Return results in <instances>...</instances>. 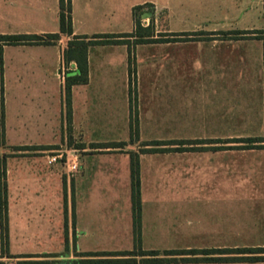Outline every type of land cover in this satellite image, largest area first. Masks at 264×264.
<instances>
[{"label":"crops","instance_id":"0c3cea01","mask_svg":"<svg viewBox=\"0 0 264 264\" xmlns=\"http://www.w3.org/2000/svg\"><path fill=\"white\" fill-rule=\"evenodd\" d=\"M120 3V0H71L73 34L91 36L98 33L132 32L135 27L132 13L134 6L149 4L142 10L143 13L151 12L149 17L152 26L158 22L160 12L170 7L169 1L163 5H160L159 0L131 1L123 8V11L126 9L129 13L125 19L121 18ZM246 4L244 12L241 8L242 11L238 10L236 15L244 20L259 17L260 13L264 16V0H251L249 5L248 1ZM48 13L51 15L50 20ZM142 14L140 18H143ZM53 18H56L58 27L48 26L52 24ZM0 19L3 21L0 34L42 35L58 32L59 0H0ZM256 26L245 24L226 30L217 27H152L150 37L165 38L166 41L136 43L133 49L136 56L134 70L142 84L149 79L147 82L150 85L146 92L149 91L152 99L161 98V103L157 101L156 105L165 109V112H155L153 104L144 117L137 107L131 111L133 104L128 86L130 65L127 44L91 45L87 53L88 81L71 87L69 130L79 169L70 177L64 173L62 163L48 164L42 155L50 147L58 146L62 141V131L67 129L65 71L76 70L75 62H70L66 67L63 60L69 36L60 33V38L48 45L0 44L4 105V144L0 148L20 153L7 155L4 159L0 155V168L3 171L0 178V201L5 200L6 210L4 231L1 228L0 203V243L3 240L11 243L15 239L23 243L54 242L60 244V247L19 255H37L39 264H76L74 260L86 258L78 254L98 251L84 245L97 236L134 242L130 154L124 147L125 134L132 128L142 130L146 124L155 130L161 126L167 131L183 132L197 125L198 130L215 132L212 136L220 134L224 129L264 130V38H255V33H242L237 38L223 36V31L227 30L260 29ZM261 28L264 30V27ZM191 45H196L200 51L207 47L211 49L220 46V49L213 55L198 54L197 61L192 57ZM246 48L247 59L239 60L243 65L236 76L241 80L246 76L247 81L234 84L232 88L225 86L229 80L225 75L231 74L224 67L229 65L227 56L231 51L237 49L242 52ZM249 48L253 51L251 57ZM142 52L150 53L143 55ZM198 64L203 67L202 82L214 79L220 84L217 85L220 94L213 107H197L192 104V100H203L201 94L193 96L190 90L193 68ZM63 67L65 71H62ZM142 86L138 87L137 101L143 99ZM228 89L233 94L228 95ZM48 130L51 132L49 137ZM20 132H26L25 142L15 141ZM212 136L196 139L209 140L200 144L215 148L197 151L190 149L189 142L193 138L188 136L149 140L150 144L142 147L150 150L130 149V152H136L139 156L141 244L146 239L173 243L166 247L142 249L163 251L191 248L185 245L191 240L188 238L190 228L185 226H190L191 209L184 202L189 199L192 189L179 185L187 174L185 165H189L191 153H205L214 159L218 156L228 157L232 161L239 159L240 150L221 148L223 145H218V139L222 138ZM245 137H264V133L228 139ZM133 143L137 144V141L134 140L130 146ZM235 143L238 145L244 142L227 141L226 146L232 147ZM255 144L264 146V141ZM18 146L27 148L15 149ZM241 151L248 155L246 169L241 171L242 174L238 169L219 171L220 184L215 187V192L222 193V180L228 178H231V187L227 191L235 195L240 194L239 191L252 192L254 187H240L239 179L240 175H246L244 178L252 181L257 172L264 185V147ZM255 156L262 159L258 162L260 170H255ZM159 158L167 161L166 172L161 173L156 165L154 160ZM145 167L149 170H145ZM164 177L165 182L161 180ZM216 233L215 239L208 238L204 242H234L233 237L238 236V227L236 225L228 229L221 222ZM202 248L229 247H198ZM239 263L247 262L214 264Z\"/></svg>","mask_w":264,"mask_h":264},{"label":"rangeland","instance_id":"374dc122","mask_svg":"<svg viewBox=\"0 0 264 264\" xmlns=\"http://www.w3.org/2000/svg\"><path fill=\"white\" fill-rule=\"evenodd\" d=\"M121 3V18H128V11L123 8L126 4L130 3L131 1L135 0H120ZM170 2L169 9H163L159 14L158 22L153 24V28L158 27L160 29H164L166 27L172 29H193V28H202V29H211L214 27L221 28V29H228L241 27L245 24H253L259 26L260 29H255V38H264V30L261 27H264V16L260 13L259 17H255L254 19H247L244 20L243 17L240 15H236V12L243 8L242 13L244 12V8L247 7L246 2L248 1V5L251 0H159L163 5L164 3ZM257 1V0H256ZM122 2H125V5H122ZM261 7V6H260ZM241 14V13H240ZM257 15V14H256ZM47 17L49 20L51 19V15L48 13ZM54 19V18H53ZM141 24L143 26H147L150 24V17L140 18ZM128 20V19H127ZM59 21V20H58ZM128 24V23H127ZM56 25V26H55ZM56 18L53 20L52 24H49V27H58L57 26ZM256 26V27H257ZM3 27V21L0 19V28ZM151 27V28H152ZM195 28V29H196ZM224 37H231L237 38L234 35H227L223 33ZM128 43L127 46L128 50V58H129V65H130V75H129V93L130 98L132 101V110L135 111L136 107L144 114L149 112L151 107L155 108V112L159 114L165 112V109L157 107L156 103H161V98H153L151 97L149 91L146 92L147 86L150 84L147 82L149 79L144 80L143 84L139 82L137 78V74L134 70V66L136 65V56L134 46V39L133 38H125ZM191 52L192 57L196 58L198 61V57L200 54L212 55L219 51L220 46L217 48L209 47L204 48L202 51L197 50L196 45H191ZM260 51H262V46L260 47ZM253 52L249 48V56ZM143 55L145 53L150 52H142ZM160 53V52H159ZM226 53V52H224ZM247 48L241 52L237 49L234 52L231 51L227 56V67L231 74H227L229 80L228 83H225V86L241 84L240 82H246L247 77L245 76L242 80L240 77L236 76L238 71L242 67V63L239 60L247 59ZM256 53V51H255ZM199 54V55H198ZM241 57V58H240ZM251 57V56H250ZM254 57V54H253ZM214 59V58H213ZM251 60V59H249ZM203 68L200 67V64L193 68L194 73L192 74L191 78V94L194 96L196 93L201 94L203 100H192V104L196 105L197 107L201 106H210L213 107L215 105L216 97L220 94V90L217 89V85H220L214 79L211 82H202L201 77L203 74ZM214 68L212 67V70ZM244 69L246 70V66L244 65ZM65 71L64 69H62ZM252 69L249 67V71ZM225 71V69H224ZM241 74V72H240ZM238 77V79H237ZM206 78V77H204ZM235 81H238L234 83ZM151 83V82H150ZM140 85H143V99H139L137 101V90ZM230 95L232 90H226ZM254 93V89L252 90ZM177 93V92H176ZM226 92H224V95ZM255 98V95H254ZM159 106V105H158ZM161 112V113H160ZM194 112V111H193ZM148 114V113H147ZM132 112V116H133ZM250 126V125H248ZM49 127V125H48ZM197 125H192V129L188 132L183 131H167L161 126L158 129L150 128L149 125H143L142 130L132 128L128 130L127 134H125V145L124 147L127 148V153L129 154L131 148H136L138 150H150L145 149L142 145L150 144L149 140L152 139H161L167 140L168 138L178 137V136H188L190 138H195V140H190V149L191 150H201V149H208V148H215V147H208L203 146L198 142L196 138H209L214 135L215 132L211 131H204L198 130ZM263 130V129H262ZM223 130L222 132L217 133V135L212 137H219L222 139H218V145H223L221 148H235L240 150L239 159L238 160H231L228 157H220L214 159V157H209L205 153L201 152H192L191 153V160L189 165H185L187 169H185V178L181 181L179 185L189 186L191 187L192 191L189 196L187 202H184L185 205L190 207V226L186 227L190 228V237H188L190 242L185 245H190L191 248H198V247H229V248H236V247H260L264 246V185H262V178L257 172V176L254 180L250 181L249 179L244 178L246 175H240L239 179V186L240 187H254L252 192L242 193L235 195L233 192H229L231 187V178L223 179L222 180V187L224 190L222 193L215 192V187L220 184V179L218 176L219 171L225 170H237L242 174L241 171L246 169L248 155L247 153H243L241 150H247L248 148L244 147L246 143H239L238 145H232V147L226 146V142L229 141V137H239V136H254L263 134L264 130ZM19 138L15 141H23L25 142L27 139L26 132H20ZM63 134L64 137L63 138ZM48 137L51 135V132L47 131ZM70 130L66 129L62 131V141L59 142L58 146L51 149H60L63 152H68L69 157L76 155V150H72V143L70 139ZM137 141V144H131L133 141ZM209 141V140H208ZM208 141H205L207 143ZM220 142V143H219ZM152 144V143H151ZM200 144V145H199ZM76 145V144H75ZM153 149V148H152ZM155 150V149H154ZM49 152L40 153L46 157ZM18 155L20 153L13 152L12 149L0 148V155ZM256 154V153H255ZM255 170H260L259 165L261 162V158L259 156H255ZM223 159V160H222ZM156 165L161 170V173L166 172V163L165 159L159 158V160H154ZM58 163H62L63 161H59ZM148 165H151L148 163ZM64 166V173H65V165ZM221 167V169H220ZM145 170H149V168L145 167ZM262 170V169H261ZM70 177V176H69ZM160 178V177H159ZM163 182H165L166 178H161ZM153 183V182H152ZM227 188V189H225ZM227 193V194H226ZM48 202V199H47ZM224 223V227L230 229L231 227L235 228L236 225L238 227V236L233 237L235 240L234 242H204L205 239L213 238L215 239V235L217 234V230L220 227V224ZM17 240V239H15ZM11 243H6L3 240L0 243V260L4 261V264H20L22 260H39L37 256L34 257H19V254H24L32 251H41L45 248H59L60 244L51 242H18L15 241ZM152 241V242H151ZM5 243V244H4ZM87 247H90L92 250L98 251H112L118 249L117 251H121L124 249H134L135 245L134 242L131 240H111L106 238L105 236H97L95 239L89 240L86 244ZM170 242L162 243V242H153L151 239H146L142 244H140L141 248H149V247H157L160 248L162 246H171ZM175 245V244H174ZM179 245V244H178ZM120 249V250H119ZM188 264H214V263H188ZM239 264H264L263 262H256V263H239Z\"/></svg>","mask_w":264,"mask_h":264},{"label":"trees","instance_id":"16d2710c","mask_svg":"<svg viewBox=\"0 0 264 264\" xmlns=\"http://www.w3.org/2000/svg\"><path fill=\"white\" fill-rule=\"evenodd\" d=\"M149 4L136 5L132 9L134 16V30L127 33H98L91 36L82 34L74 35L71 21V0H59V30L58 32L34 34H0V44H54L60 33L69 36L67 46L63 51V60L67 67L70 62L76 63V70H66L64 78V95L66 107L67 129H70L71 122V87L75 84H82L88 81V48L95 44H123L128 43L125 38H133L134 43L166 41L165 38H151V23L147 26L141 24L140 15L142 8ZM256 30H227L224 34L240 37L242 33H255ZM205 142L206 140H197ZM229 141L244 142L246 148L264 147L255 144L264 141V137L232 138ZM159 144V142H154ZM4 144V105L2 86V58L0 47V145ZM123 144V143H122ZM53 147V146H52ZM50 147V148H52ZM27 146H18L15 149H26ZM130 154V172L132 187V210L134 227V249L121 251H94L82 252L79 256H86L74 260L76 264H166V263H215V262H263L264 246L260 247H236V248H189V249H168L159 251L156 249H142L141 244V199L139 184V156L136 152ZM7 154L3 155V159ZM2 159V161H3ZM2 164L0 163V166ZM3 171L0 168V178ZM5 197V194L3 195ZM1 228L6 229L5 200H1ZM7 243V242H6ZM5 244V243H4ZM225 254H232L227 256ZM35 255H19V257H33ZM37 256V255H36ZM39 260H22L20 264H39ZM0 264H4L0 260Z\"/></svg>","mask_w":264,"mask_h":264},{"label":"built area","instance_id":"2783aa9c","mask_svg":"<svg viewBox=\"0 0 264 264\" xmlns=\"http://www.w3.org/2000/svg\"><path fill=\"white\" fill-rule=\"evenodd\" d=\"M64 69V67H63ZM64 71V70H62ZM75 151V150H74ZM46 155V161L48 164H54L59 161H63L65 165V174L69 177L72 173H75L79 169V162L76 155L69 157L68 152H63L60 149H50Z\"/></svg>","mask_w":264,"mask_h":264},{"label":"water","instance_id":"95a60500","mask_svg":"<svg viewBox=\"0 0 264 264\" xmlns=\"http://www.w3.org/2000/svg\"><path fill=\"white\" fill-rule=\"evenodd\" d=\"M151 15V12L149 11V12H146V13H143L142 14V17L144 18V17H149Z\"/></svg>","mask_w":264,"mask_h":264}]
</instances>
